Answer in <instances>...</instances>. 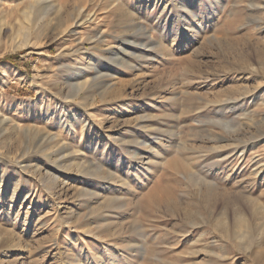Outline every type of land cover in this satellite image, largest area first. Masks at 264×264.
I'll use <instances>...</instances> for the list:
<instances>
[{
  "label": "rangeland",
  "instance_id": "rangeland-1",
  "mask_svg": "<svg viewBox=\"0 0 264 264\" xmlns=\"http://www.w3.org/2000/svg\"><path fill=\"white\" fill-rule=\"evenodd\" d=\"M263 3L0 0V264H264Z\"/></svg>",
  "mask_w": 264,
  "mask_h": 264
},
{
  "label": "bare ground",
  "instance_id": "bare-ground-1",
  "mask_svg": "<svg viewBox=\"0 0 264 264\" xmlns=\"http://www.w3.org/2000/svg\"><path fill=\"white\" fill-rule=\"evenodd\" d=\"M263 8H264V3H263ZM61 17L59 18V21L57 22V23H55V25L52 27V30H58V29H61L62 28V22H61ZM64 19V18H63ZM80 19V16L79 17H77V18H75L74 19V21L72 22V24H70V25H74V24H77V23H75V22H77V20H79ZM63 21H65V20H63ZM65 23V22H64ZM66 24V23H65ZM83 24V23H82ZM78 26V25H77ZM68 27H66V29L62 32V34L63 33H66L67 31H68ZM262 63H263V69H264V59H263V61H262ZM91 83L89 82V81H86V82H83V83H81V84H78L77 85V88H78V90H84L85 88H87L89 85H90ZM263 86H264V82H263ZM255 92V91H254ZM254 92H253V94H254ZM264 99V98H263ZM253 103V105H255V101L254 102H252ZM262 105L264 106V101H263V103H262ZM253 113V112H252ZM254 113H253V115H252V117L250 118V121H254ZM264 122V117H263V119H262V122L261 123H263ZM262 136L264 137V133L262 134V132H260V136L259 137H257V139H260V137L262 138ZM262 140V139H261ZM263 140H264V138H263Z\"/></svg>",
  "mask_w": 264,
  "mask_h": 264
},
{
  "label": "trees",
  "instance_id": "trees-1",
  "mask_svg": "<svg viewBox=\"0 0 264 264\" xmlns=\"http://www.w3.org/2000/svg\"><path fill=\"white\" fill-rule=\"evenodd\" d=\"M17 58V56H11V57H6L5 61H9L11 63H13L14 65L16 64V62H14V59ZM26 90H23V92H25Z\"/></svg>",
  "mask_w": 264,
  "mask_h": 264
}]
</instances>
